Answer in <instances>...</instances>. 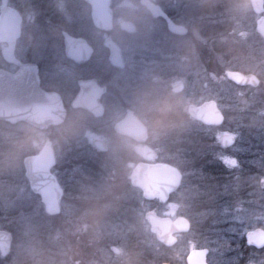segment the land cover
Masks as SVG:
<instances>
[{"label": "rangeland", "instance_id": "rangeland-1", "mask_svg": "<svg viewBox=\"0 0 264 264\" xmlns=\"http://www.w3.org/2000/svg\"><path fill=\"white\" fill-rule=\"evenodd\" d=\"M66 2L69 4V1L67 0L63 1L61 4L66 5ZM237 2L239 3V1ZM218 3L220 2L218 1ZM44 5V0H24V14L26 19L22 38L23 51H19L22 53V57H24L25 51H35L32 55L38 56L36 55L38 54L37 48H39L40 45H38L39 39L37 40V36L35 37L37 34L35 33L36 31L40 33V31L36 28L44 26L53 27L52 15L48 13L43 15L39 14L42 9L41 7H44ZM216 6L218 5H213L212 7L205 9V15L200 14V6H194L195 8L190 7L189 16L200 14L205 17L206 21L214 23L222 20V17L227 18V21H230V19H228L231 18L230 15H221V17L216 20V13L213 15V11L217 9ZM72 7L75 12V17H77V28L86 33L90 32L89 18L87 17L86 5L83 3V0H76ZM225 7L227 8V6ZM235 9L236 14L234 22L236 23L234 24L230 22L232 25V37H230V40L232 42H240L241 44L242 41H246L247 31L245 27H248V23L240 19L241 15L246 16L247 11L250 9L255 10V7L251 3L246 5L239 3L235 5ZM218 11L221 10L219 9ZM229 11H231L230 8ZM254 13L257 15V12ZM195 29H193L192 39L195 43L194 46L198 51H193V53L189 55V61L191 64L188 65V71L184 73V77L180 78V76H176L179 77V79L175 80L174 83L179 81L185 83L183 94H185L188 99L190 98V101L195 99L196 102H199L205 98L224 100L227 94L225 92L222 95L221 92L224 90H229V92H231L233 91V86L228 83L225 85L226 89L225 87L223 88L222 82L219 83L214 80L215 78L213 75L209 77L214 81L203 80V72L208 63L198 61L199 54L203 55L205 53L214 60L213 51L215 50L212 49L213 41L211 43L208 42L204 36L201 37L199 30H197V28ZM93 33L95 32L93 31ZM139 35V32L135 35L113 33L115 40L123 49L122 52L124 54L125 62L127 63V68L123 73H114L116 84H112V91L119 88L116 85L120 82V78L125 80L126 83L128 82V84H130L129 82L133 79L134 81L137 80L136 70L138 71L140 66L136 65L137 61L135 58L136 54L141 53V51L136 53V51H133V48L142 46L140 45L142 40H140V38L137 39ZM40 36H42V34ZM219 38H217V40ZM191 42L192 41L189 43ZM142 47H144V45ZM41 48H43V46ZM199 48L207 51H204L203 53ZM143 53L146 55L148 52ZM245 64L247 63L245 62ZM52 68L50 69L47 67V70H45L52 71ZM61 71H63V68H61ZM66 72L64 71V73ZM211 73L214 72L211 71ZM209 81H212L213 83L209 84ZM220 84L221 87L217 90V86ZM219 104L224 112L225 109L230 106L227 102H223V104L219 102ZM143 106L144 109L149 108L154 111V114H163L166 112V106L162 102H157L156 100H151L147 102V105ZM154 114H152L150 119H144V122L148 127V135L146 136L148 137V141L146 143L141 142L142 144L138 148L144 157L146 156V152L152 148L147 144L158 146L163 151H166L169 148L166 143L168 140V133L165 129V121L157 119ZM184 122L188 126H191V128L195 127L198 129L201 127L195 125L190 118ZM19 123L21 122L12 125H17ZM96 130V128L89 129L85 121L72 123L70 117H67L62 125H59L54 129H40L39 131H36V133L34 132L31 136V132L24 129V126H11L6 128L0 124V229L9 230L7 226H15L14 229L17 233L16 238L18 242V245L15 246H13L12 243V247L9 251V254L12 252L11 255L7 259L4 258V260L1 258L0 264H13L16 262L19 255H25L26 252L33 255V253L38 250V247L36 246L37 240H34L35 235L33 237L31 236V234H35L36 231L33 230V227L31 229L27 226H31V223H27V220L30 217V214L46 213V205L43 202L42 197L34 192L30 186L29 180L25 174V166L22 156L24 154L25 159V157L28 156L27 152H33L32 154L40 152L48 142L52 145L56 161V164L51 167V170L57 177L61 186H63L68 193V195H66L68 198L63 197L60 202L63 209L62 212L64 214H74L76 217L75 222L78 219L82 221L81 227L74 226L67 227L68 229H66L65 226H61L59 227V232L54 231L51 233L53 246L55 245L57 248H55V252L58 253L59 257L54 256L56 264H83L81 259L77 258L82 255L84 257V254H86L88 250L91 251L93 253L92 255L96 258L91 257V261L87 258L88 261L85 260V264H138L136 263V257H140V255H144V253H152V257L148 259L149 264H189L187 259L188 253L193 249L201 248L209 249L206 258L208 264H264V245L256 246L254 244H248L245 239L247 232L258 227L264 229V196L263 198L257 197L258 193L255 192V189L252 191V196L255 199H248V203L245 204L244 198H248L247 194L243 195V192H240L241 190L239 189L241 186L239 185L238 187L237 185L241 182L237 180L233 181L234 179L230 174L231 172H235L236 174L237 171L240 170L239 166H237V164H239L237 156H242L244 158V154L252 155L253 151H246L243 146H240V144L237 145L236 143V146L233 148L234 157H230L228 159L229 161L226 162L228 164V167L226 168L228 174L224 177V182L226 185L235 182L232 184V188L236 194L229 193L227 186L221 184L223 180L220 181L221 176L218 175L220 173H217V175L215 174L218 177L217 180H212V183L216 184V190L221 187V194L218 196V199L220 201L224 200V202L217 200V208L208 209L205 208V206L194 208V206L190 204V191L196 190L193 189V187L198 185L197 190L200 187L206 188V185H201L204 178L200 171L201 166L198 165V163H196L197 166L183 164L185 165L184 178L186 179V182L172 194V199L169 201L164 203L158 198L152 200L147 199L144 193L140 195L147 201L144 202L147 203L146 206H149L151 210L157 213L160 212L159 214L166 215L173 219L178 216H184L189 219L191 224L189 231L176 234L178 237L177 243L180 242V244L177 245L176 243L173 246H167L157 239L156 233L152 232L150 225L148 224L146 213H144L142 219L139 218L137 213H134L133 218L130 215V219H128L130 221L128 222H126L123 213L121 214L120 219L116 218V213L115 215L108 217L109 214L107 213L109 212H107V210L112 209L115 212L118 207V202H115L116 198L122 199L124 197L125 199H134V195L131 185L127 184L125 181L122 183V189L118 190L120 195L115 199L114 195L116 193H114V190L112 192H107L108 190L106 191L102 189V187H107L105 176L108 175L109 169L107 167L108 164L105 161L109 160L110 165L111 158L106 157L105 159L102 153L91 148L90 143L93 138L97 136L101 137V133L95 132ZM214 130L217 131L215 132L216 135H214V138L216 136L218 138L220 136L218 135V129L210 128L209 131V129L204 128L201 132L204 131L209 139L213 136ZM9 143L10 146H8ZM182 145L186 148L185 141L182 142ZM209 147H211L210 143L205 144V149L207 151L210 150ZM175 148L178 147H175L174 145L173 149L175 150ZM213 154L217 161H221V158H219V151L215 150ZM164 156L175 159L173 153ZM225 157L227 159L228 155ZM260 168L261 167L254 166L253 170L255 172H260ZM113 169L114 168H110V172ZM195 170L198 171L197 174ZM193 177L195 179L198 178V181L187 183L188 178L192 179ZM235 177H237V179L239 178L237 175H235ZM95 182L101 186L99 189L93 187L92 183ZM256 183L257 186L261 185L264 188V178L260 180L257 177ZM75 186L76 188L79 187L81 189L80 191H77L78 193H87L91 191V196H93V198L90 199L89 197H86V195H80L79 199L71 201L70 199L72 198ZM204 193L205 191H202V194ZM137 196L139 197L138 194ZM113 199L114 201H112ZM261 201L263 202L261 203ZM250 203H257V206L253 207ZM99 204L104 209L102 215L105 214L107 216L104 215L105 217L103 219L96 214L97 212H93L96 207L100 206ZM244 205L247 206L244 207ZM16 209L21 210L19 211V214L22 216L21 221H17L18 218L16 219V217H14ZM190 212L191 215H189ZM211 214V223H207L208 225H206L207 218ZM22 222L24 224L23 228L21 227ZM34 227L37 228L35 225ZM22 237L28 238L24 240ZM72 257H75V259ZM140 260L141 259H139V261ZM36 261L38 262V258H36ZM145 264H147V262H145Z\"/></svg>", "mask_w": 264, "mask_h": 264}, {"label": "flooded vegetation", "instance_id": "flooded-vegetation-1", "mask_svg": "<svg viewBox=\"0 0 264 264\" xmlns=\"http://www.w3.org/2000/svg\"><path fill=\"white\" fill-rule=\"evenodd\" d=\"M63 1L65 0H44L45 8L41 7L42 9L39 14L43 15L48 13L52 15L53 27L44 26L36 28L40 31V33L37 31L35 33L37 34L35 37L37 36V40L39 39L38 45H40L39 48H37L38 50L36 49L38 51L36 55L38 56L32 55L35 51H25L24 57H22V53L19 51H23L22 38L26 19L24 14V0H0V22L1 16L7 8L16 11L21 17L20 35L16 38L14 46L15 61H9L5 58L3 49L9 45V42L0 40V68L15 72L20 67L19 62L36 63L41 78V86L48 91H54L61 95L67 109V117L72 119V123L85 121L89 129L96 128L98 131L96 130L95 132L101 133V137L97 136L93 138L90 146L93 150L95 149L102 153L105 159L106 157L111 158L110 165L109 160L105 161L108 166L104 162L109 169L108 175L105 176L107 187H102V189L108 190L107 192H112L114 190V193L117 194L118 190L122 189V183L125 181L127 184L131 185V189L136 191V195L141 192L150 200L158 198L164 203L169 201L172 194L180 188L185 177V172H183L173 160L176 159L179 161L180 158L183 160L187 159V154H185L182 149L181 151L178 146L183 139H178V137L184 136L183 128L187 126L184 121L189 118L196 120L198 123H202L208 128L218 129V135L220 136L214 138L216 133L212 136L213 140L216 142V150L220 152L219 158H221V161L218 162L219 165L221 162L224 167H228L226 162L229 161L228 159L230 157H234L233 148L236 146L237 136L231 130L221 129L226 121V113L220 107L219 100L205 98L199 102H190V98L188 99V97L183 94L185 83L183 81L174 83L175 80L179 79V77L176 76H180V78L184 77V73L188 71V65L191 64L189 55L192 54L193 51H198L192 39L193 29L197 28L195 24L206 21L205 17L201 16L202 13H200L201 15L189 16V9L190 7L195 8L194 6H201L206 0H112L113 27L109 31L102 30L94 24L91 15L92 6L90 3L83 0V3L86 5L87 17L90 18L94 27L90 32L86 33V36L78 35L73 31L77 27V17H75V12L72 7L76 0H67L69 4L66 2V5L61 4ZM149 1L154 4V6H159L161 12L157 10L154 12L149 7ZM237 1L238 0H229V4L227 5L229 7L224 10L220 9L221 11L215 9L213 15L215 13L218 17H221V15H230L231 18L228 19H230L231 23L235 24V5L239 3L242 5L248 3L254 5L255 10H248L247 15H241L240 18L248 23V27H245L247 31V50L253 53L254 58H250L251 60L248 61L247 64H250L253 69H257V66L258 68L264 69V36L258 30V22L264 17V0H239V3ZM229 8L231 11H229ZM254 12H257V15ZM164 14L166 16H164ZM168 19L176 25L184 26L187 31L185 33H179L171 30ZM122 22L132 23L134 29L128 30V28L124 27ZM93 31L95 33H93ZM138 32L140 35L137 39L140 38V40H142L140 45H144V47L139 46L133 48V51H136V53L141 51V53L136 54L135 58L137 61L136 65L140 66V69L138 71L136 70L137 80L134 81L133 79L129 82L130 84H128V82L126 83L125 80L120 78V82L116 85L119 88L112 91V84H116L114 73H123L127 68V63L125 62L122 52L123 49L115 40L113 33L135 35ZM41 34L42 36H40ZM67 36L76 39H84L86 41L90 47V52L84 60L85 51H82L80 46L73 49L76 56H70L67 51ZM108 38L120 48L124 66H118L112 63V48L105 43ZM190 41H192V44L189 43ZM42 46L43 48H41ZM143 52L148 53L144 55ZM199 55L198 61H203L204 56L201 54ZM213 58L215 63L214 68H220L222 63L219 51H213ZM17 60L19 62H17ZM47 67L50 69L53 67L52 71H46ZM61 68H63V71H61ZM205 70L206 69H204L202 76L204 81L213 80L209 77L213 75L215 78L214 80L219 83H221V81H227L231 85L235 84L240 87L253 88H259L263 82L262 77L254 70L244 71L239 68L228 67L223 70V74H216L215 72H206L205 74ZM227 70L254 73L259 77L260 83L258 86L239 85L226 76L225 72ZM64 71L68 73H64ZM92 80L102 89L99 96L97 90H91L92 93H96L97 95V101L102 107V114H96L85 106L74 104L81 92L82 83ZM178 85H180V88L177 87ZM220 87L221 84L217 86V90H219ZM224 87L225 84L223 85V88ZM225 92L224 90L221 94L223 95ZM151 100L162 102L166 106V112L163 114H154V111L151 109H144L143 105H147V102ZM207 101H215L217 103L224 116V120L221 124H207L192 115L190 111L191 105H201ZM152 114H154L157 119L165 121V129L168 133V140L166 143L169 148L163 151L158 146L147 144L153 149L150 148L144 157L138 148L142 144L141 142L146 143L148 141V137H146L148 135V127L144 119H150ZM128 118H132L142 124L145 128L144 133L139 135L119 130L117 127L118 124L125 122ZM58 126L59 125L49 129H54ZM224 134L232 135L235 139L234 144L229 147L224 146L221 142V138ZM96 140L102 142L103 149L98 148L95 143ZM174 145L178 147L175 148V150L173 149ZM149 153L153 154V157H149ZM172 153L175 159L164 156ZM226 155H228L227 159L225 157ZM55 162L53 166L56 164ZM156 164L168 165L169 167L176 168L181 173L180 185L169 193L166 200L162 199L158 189H154L153 196H148L146 190L136 182V171L139 167ZM110 168L114 169L110 172ZM96 184L98 185L97 182ZM59 185L62 188V199L66 195V190L60 183ZM99 187L101 186L98 185V188ZM76 189L79 191L81 190L79 187ZM83 194L90 199L93 198V196H91V191ZM59 206L60 211L57 214H60L63 210L61 204H59ZM150 228L152 230L151 226Z\"/></svg>", "mask_w": 264, "mask_h": 264}, {"label": "water", "instance_id": "water-1", "mask_svg": "<svg viewBox=\"0 0 264 264\" xmlns=\"http://www.w3.org/2000/svg\"><path fill=\"white\" fill-rule=\"evenodd\" d=\"M86 1L92 6L91 15L94 24L102 30H111L113 27L112 0ZM149 7L154 12L156 10L161 12L159 6H154L152 3L149 4ZM164 16L166 15L164 14ZM168 21L171 30L179 33L187 31L184 26L176 25L170 19ZM20 22V15L8 8L1 16L0 40L9 42V45L3 49V54L9 61H15L14 46L16 38L20 35ZM122 24L128 30L134 29L132 23L122 22ZM258 30L264 36V17L258 22ZM105 43L112 48V63L124 66L120 48L110 38ZM77 46L85 51L84 60L90 52L86 41L67 36V51L70 56H76L73 49ZM17 62L19 61L17 60ZM19 65L20 67L15 72L0 68V120L13 124L24 121L43 130L64 123L67 109L63 99L59 93L48 91L41 86L37 64L19 62ZM225 73L229 79L239 85L258 86L260 83L259 77L254 73H244L239 70H227ZM180 85L177 87L180 88ZM92 89L98 91V96L102 91L94 80L82 83L81 92L74 104L85 106L96 114H102V107L97 101L96 93H92ZM190 111L194 117L207 124H221L224 120L223 113L215 101L191 105ZM117 127L119 130L139 135L145 131L144 126L132 118H128ZM221 142L224 146L229 147L234 144L235 139L230 134H224ZM95 143L98 148H104L100 140H96ZM148 156L153 157V154L149 153ZM54 162V151L49 142L45 144L39 154L28 156L24 160L30 186L35 192L42 194L46 211L50 214L60 211L59 202L62 196V188L50 171ZM136 182L146 190L148 196H153L154 189H158L162 199L166 200L169 193L180 185L181 173L176 168L164 164L145 165L137 169ZM146 217L152 226V231L156 233L157 239L167 246L175 245L178 241L176 234L189 231L191 226L189 219L184 216L172 219L160 216L154 211H148ZM13 238V234L9 230L0 229V253L2 256L9 253ZM246 238L248 244L263 246L264 229L255 228L246 234ZM208 252V248L191 250L188 254V263L208 264L206 260Z\"/></svg>", "mask_w": 264, "mask_h": 264}, {"label": "trees", "instance_id": "trees-1", "mask_svg": "<svg viewBox=\"0 0 264 264\" xmlns=\"http://www.w3.org/2000/svg\"><path fill=\"white\" fill-rule=\"evenodd\" d=\"M218 1L220 3H218ZM228 4H229V0H206L205 3H203L200 6L199 12L204 14L203 12L205 11V9H208L212 7L213 5H218L216 6L217 9L224 10L226 8L225 6H227ZM217 16L218 15H216V20L219 18ZM221 19L222 20L215 22L216 24L214 22H206V21L195 24L197 27V30H199L202 37L204 36V38H206L207 41L210 43L213 41L212 49L215 51H219L220 53L222 65L220 66V68H214V64H215L214 60L204 53V51H207V50L199 48L201 49L200 51H203L204 53V54L202 53L204 56L203 62L208 63L207 65L209 66L208 67L206 65L205 74L206 72L211 73V71L215 72L216 74H222L225 68L232 67V68H237V69L239 68L244 71L254 70L263 79V82L259 88L240 87V86L233 84L232 85L233 91L231 92H229V90L226 91L227 95L225 96V99H224L225 101L222 99H219V102L221 104H223V102H227L230 105L228 108L225 109L226 121L224 125L221 127V129L233 131L237 136V145L240 144V146H243L244 150L246 151L248 150L253 151L252 155L244 154L245 155L244 158L242 156H237V159L239 161L238 162L239 164H237V166H239L240 170L237 171L236 174L235 172H231V173L229 172L231 174V177H233L234 179L233 181L237 180L241 182L237 186L238 187L239 185L241 186L240 189L239 188L238 189L241 190L240 192H243V195L247 194L248 198H244L245 204H247L248 199H255L252 196V191H254L255 189H256L255 192L258 193L257 197L263 198L264 196V188L261 185L260 186L256 185L257 177L260 180L264 178V69L258 68V66H257V69L256 68L253 69V67L250 64H245V62L247 63L253 58V53L247 50V44L245 40L242 41L241 44L240 42H237V41L232 42L230 40L231 39L230 37H232V29H231L232 25L229 20L227 21V18L222 17ZM89 23H90V29H93L94 27L90 21V18H89ZM73 31L78 35L86 36V32L78 29L77 27ZM205 31H208V32H205ZM217 38L219 39L217 40ZM234 50H237V51H234ZM209 51H212V50H209ZM221 82L223 83V85L228 84L227 81H221ZM212 83H213L212 81H209V84H212ZM190 102H196V100L192 99ZM191 120L193 121L195 125L201 126V127L196 129L195 127L191 128V126L187 125L188 127L185 126L183 128L184 136L178 137V139L182 138L183 141H185L186 143L187 150L184 147V145H182L183 141L180 142L178 146L180 150L182 149L183 152L187 154V159L183 160L182 158H180L179 161L177 160H173V161L177 163V165L181 168L183 172H185V168H184L185 165L183 164H187V165L191 164L193 166H197L196 163H198V165L201 166L200 171L202 172V177L204 178V181L201 178V180L203 181L201 182V185H206V188H202V187L198 188V190L200 191L199 193V191L197 190L198 185L196 187H193V189H196V190L190 191V194H191L190 204H192L194 208L203 207V206H205V208H208V209L217 208L218 206L217 200L220 201L218 199V196L221 194L220 193L221 187L218 190H216V187H215L216 184L215 183L213 184L212 180L213 181L217 180L218 176L216 175L217 173H220L218 175L221 176L220 181L223 180L221 184L224 185L225 184L224 177L228 174V170H226L227 167H224L221 162L219 165V162L214 157L213 153L216 150V147H215L216 142L215 140H213V137H210L208 139L207 138L208 135H206L204 131L201 132L202 130H204V128H207L210 131V128L206 127L202 123H198L196 120H193V119ZM0 122H1L0 124H2L3 127H6V128H9L11 126L12 127L24 126V129H27L28 132H31L30 136L33 135L34 132L36 133V131H39L37 128L31 125H28L25 122H21L17 125H12V124H9L7 122H2V121ZM185 129H187V131ZM215 132L217 131L214 130L213 134ZM209 143L211 147H209L210 150L207 151L205 149V144H209ZM8 146H10V143L8 144ZM29 153L32 154L33 152L32 153L27 152V155H30ZM22 158L24 159V154ZM254 166L261 167L260 172H255L253 170ZM195 172L197 174L198 171L195 170ZM235 175H237L239 178L237 179ZM197 179H195L194 177L192 179L188 178L187 183L196 182L198 181ZM185 180L186 179L184 178L182 181V185L185 184L186 182ZM234 183L235 182H232L231 184H228V185L225 184V186H227L229 190V193H232V194L235 193L234 189L232 188V184ZM92 185L93 187L98 188V185L96 184V182L92 183ZM77 191L79 190L76 188L73 189V194L71 193L72 194V198L70 199L71 201H74L75 199H79L80 195H84L83 193H78ZM132 191H133L134 199L133 198L125 199L124 197H123L124 199L123 198L117 199L116 197H118V195L120 194L117 193L114 195V199L116 198L115 202L116 203L118 202L117 203L118 207L116 208L115 212L112 209H108L107 210V212H109L107 213L109 214L108 217L113 216L116 213V218L120 219V216L123 213L126 218V222H128L130 221L128 220L130 219V215L133 218V214L137 213V215H139V218L142 219L144 216V213L147 210H151L149 206H146L147 203H144L147 201L143 198V196H140L142 193L139 192L138 194L139 197H138L136 195V191H134L133 189ZM202 191H205V193L202 194ZM66 195H68L67 192H66ZM66 195L64 197H66ZM114 199L112 201H114ZM220 202H224V200H221ZM262 202L263 201H261V203ZM250 205L254 207V206H257V203H250ZM246 206L247 205H244V207ZM16 211H15L14 217H16V219L18 218L17 221H21L22 216L21 214H19V211L21 210L16 209ZM28 211H31V210H28ZM93 212H97L96 214H98L101 217V219H103L106 216L105 214H104L105 216L102 215L104 213V209L101 205L99 207H96ZM189 215H191V212L189 213ZM211 218H212V214L207 218L206 225H208L207 223H211ZM75 220H76V217L72 213L64 214L63 212H61L60 214H50L46 212V213L30 214V217L28 218L27 223L29 224L31 223V226L30 225H27V226L30 227L31 229L33 227L34 228L33 230L36 231V233L35 234L32 233L31 236L33 237L35 235L34 240L35 239L37 240L36 241L37 244L35 242L34 243L38 247L37 248L38 250L35 253H33V255L28 254V252H26L25 255L24 254L19 255L18 259L13 264H56L54 256L58 257V253L55 252L57 248L55 247V245L53 246L51 233H53L54 231H58L59 227L61 226L62 227L65 226L66 229H68L67 227H74V226L81 227L82 221L78 219L75 222ZM34 225L37 228H35ZM14 227L7 226L9 231H11L14 235L13 246L18 245L17 238H16L17 233ZM21 227L22 228L24 227L23 222L21 223ZM22 238L26 240L28 237L26 238L22 237ZM179 244L180 242L177 243V245ZM11 253L5 257L1 256L0 259L1 258L2 260H4V258L7 259L11 255ZM92 254L93 253L88 250L86 254H84V257L82 255L78 257L77 259H81V262L85 264V260H87V258L91 261L92 260L91 257H95ZM151 257H152V253H144V255H140V257H136V263L145 264V262H147V264H149L148 259ZM36 258H38V262L36 261ZM72 258L75 259V257H72ZM138 258L141 260L139 261Z\"/></svg>", "mask_w": 264, "mask_h": 264}, {"label": "snow or ice", "instance_id": "snow-or-ice-1", "mask_svg": "<svg viewBox=\"0 0 264 264\" xmlns=\"http://www.w3.org/2000/svg\"><path fill=\"white\" fill-rule=\"evenodd\" d=\"M195 255V254H194Z\"/></svg>", "mask_w": 264, "mask_h": 264}]
</instances>
